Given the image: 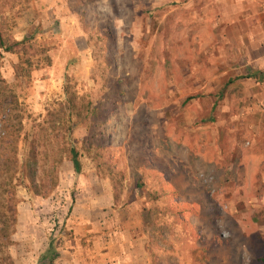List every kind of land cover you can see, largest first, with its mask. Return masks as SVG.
Listing matches in <instances>:
<instances>
[{
	"label": "rangeland",
	"instance_id": "1",
	"mask_svg": "<svg viewBox=\"0 0 264 264\" xmlns=\"http://www.w3.org/2000/svg\"><path fill=\"white\" fill-rule=\"evenodd\" d=\"M262 9L0 0L16 42L0 50V136L28 160L14 176L15 264H45L51 238L101 247V208L126 207L152 264H264ZM33 144L35 181L22 183Z\"/></svg>",
	"mask_w": 264,
	"mask_h": 264
},
{
	"label": "crops",
	"instance_id": "2",
	"mask_svg": "<svg viewBox=\"0 0 264 264\" xmlns=\"http://www.w3.org/2000/svg\"><path fill=\"white\" fill-rule=\"evenodd\" d=\"M261 5L263 9L260 25L264 31V0H261ZM103 210L104 208H101L99 216L102 217L98 219L102 228L108 229L99 237L98 243L101 239L102 246L95 244L86 247L80 242L82 235H75L70 243L59 246V256L54 264H152L141 222L130 220L131 213L127 207L110 212ZM110 220L112 225H116L115 228H109Z\"/></svg>",
	"mask_w": 264,
	"mask_h": 264
},
{
	"label": "trees",
	"instance_id": "3",
	"mask_svg": "<svg viewBox=\"0 0 264 264\" xmlns=\"http://www.w3.org/2000/svg\"><path fill=\"white\" fill-rule=\"evenodd\" d=\"M15 44L16 42H9L8 36L5 35L3 28L0 27V50L10 51ZM242 77L237 76L235 79ZM235 79H230L227 84ZM2 112H4L3 107L0 105V121L5 126L7 117ZM69 147L74 171L79 174L82 170L79 150L72 145ZM36 155L37 146L33 144L30 150L32 168H30L29 175L26 173L27 175L23 176L21 179L22 183L27 180L34 183L35 169L33 160H36ZM27 162L28 160L25 162L20 160L17 138L12 133H4V135L0 136V264H15L9 250L10 246L14 244L13 234L18 224V200L15 198L14 176L17 172L16 169L25 167ZM59 245L57 239H50L42 257L45 264H54L55 259L59 256Z\"/></svg>",
	"mask_w": 264,
	"mask_h": 264
}]
</instances>
